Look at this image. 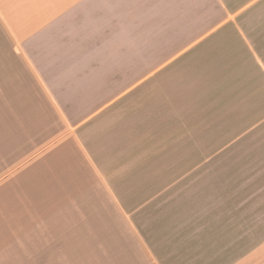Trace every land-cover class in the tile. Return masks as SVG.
<instances>
[{"label":"crops","instance_id":"obj_1","mask_svg":"<svg viewBox=\"0 0 264 264\" xmlns=\"http://www.w3.org/2000/svg\"><path fill=\"white\" fill-rule=\"evenodd\" d=\"M246 10L0 0V264H264Z\"/></svg>","mask_w":264,"mask_h":264},{"label":"rangeland","instance_id":"obj_2","mask_svg":"<svg viewBox=\"0 0 264 264\" xmlns=\"http://www.w3.org/2000/svg\"><path fill=\"white\" fill-rule=\"evenodd\" d=\"M241 17L243 19V25L240 27L242 31L262 39L258 41L257 47L264 49V11H257L254 15L250 10H246ZM251 87V97H255L258 104L264 101V85H251ZM256 112L264 113V106L257 105Z\"/></svg>","mask_w":264,"mask_h":264}]
</instances>
